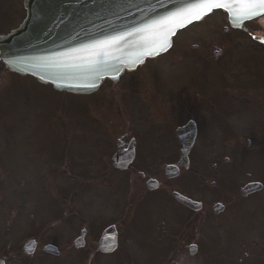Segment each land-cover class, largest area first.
<instances>
[{"label":"rangeland","instance_id":"374dc122","mask_svg":"<svg viewBox=\"0 0 264 264\" xmlns=\"http://www.w3.org/2000/svg\"><path fill=\"white\" fill-rule=\"evenodd\" d=\"M2 18L8 22L5 14ZM224 25L227 16L221 10L190 24L177 34L173 48L157 59L159 63L151 61V73L159 82L145 76V82L182 89L184 100L208 94L209 101L216 103V156H199L202 167L196 179L200 182L190 179L187 187L194 197L227 206L219 215H200L202 247L194 256L187 253L184 264H264V188L247 198L237 192L247 181L264 183V47L243 32L224 30ZM247 25L264 35L259 20ZM217 47L222 55H215ZM149 65L139 69L137 76ZM15 76L0 64V89H5L0 90V256H6L8 264H52V259L57 264L58 258L21 255L22 245L34 236L40 244L62 247L78 233L85 218L96 219L101 203L84 204V197L100 195L85 191L98 185L92 177L99 175H90L95 170L91 165L98 163L99 149L111 143L106 151H112L113 139L124 123L107 115L108 100L115 94L109 86L113 83L82 96L57 92L30 76ZM187 83L192 86L189 90ZM225 110L231 112L225 114L227 118L220 113ZM89 116L108 125L109 141L96 138L105 135V128L97 127ZM224 118L229 124L225 129L217 123ZM226 128L233 132L225 134ZM218 154L220 165L213 169ZM229 155L233 161L224 163ZM102 163L105 159L100 158ZM64 233L69 235L60 237Z\"/></svg>","mask_w":264,"mask_h":264},{"label":"flooded vegetation","instance_id":"af4514ba","mask_svg":"<svg viewBox=\"0 0 264 264\" xmlns=\"http://www.w3.org/2000/svg\"><path fill=\"white\" fill-rule=\"evenodd\" d=\"M24 15L23 0H0V35L17 27ZM151 69L145 68L140 77L139 69L125 73L109 85L115 94L107 113L124 123L115 135L113 153L133 150V156L121 166L109 163L105 171L110 178L96 181L100 195L84 197V204L101 203L100 216L85 218L78 233L62 247L56 244L58 252L44 251L47 243L37 241V257L58 258L57 264H184L187 253H198V215L213 213L217 200L204 201L199 210L186 205L178 195L194 197L179 177L197 165V156L214 150L215 131L207 116H201L210 114L205 110L210 106L202 105L210 102L184 100L179 90L146 83L145 76L154 77ZM192 120L197 131L185 159L177 130ZM200 139H208L202 147ZM170 169L179 174L171 176ZM117 206L121 211L115 210ZM192 244H197L195 254L189 252Z\"/></svg>","mask_w":264,"mask_h":264},{"label":"water","instance_id":"95a60500","mask_svg":"<svg viewBox=\"0 0 264 264\" xmlns=\"http://www.w3.org/2000/svg\"><path fill=\"white\" fill-rule=\"evenodd\" d=\"M181 4L182 0H26L27 17L12 34L0 37V54L11 70L32 74L59 90L91 92L104 78H117L125 68L165 51L147 55L144 44L160 33L161 23ZM210 11L202 12L201 18ZM228 13L233 26L248 18ZM196 19L200 18L193 14L172 21L170 44L178 28ZM113 37L122 38L97 56L94 46ZM97 59L105 65L99 71L90 64ZM260 187L250 184L243 193Z\"/></svg>","mask_w":264,"mask_h":264},{"label":"snow or ice","instance_id":"6c2138e0","mask_svg":"<svg viewBox=\"0 0 264 264\" xmlns=\"http://www.w3.org/2000/svg\"><path fill=\"white\" fill-rule=\"evenodd\" d=\"M213 8H226L230 13H238L240 19L245 17L251 18L253 15H264V0H182L177 12L171 14L168 20H165L160 25V33L151 40L146 41L144 47L147 49V55H153L156 51L166 50L171 47L168 36L172 33L169 24L177 18L188 19L193 14L197 18H201L202 12H208ZM190 22V21H189ZM122 37H113L107 41H100L94 47L98 49L97 56H103L104 50L108 45L115 44ZM158 46V47H157ZM91 67L99 71L103 68L104 62L102 59L93 60L90 62ZM94 86V85H90ZM0 264H3L0 261Z\"/></svg>","mask_w":264,"mask_h":264},{"label":"bare ground","instance_id":"6f19581e","mask_svg":"<svg viewBox=\"0 0 264 264\" xmlns=\"http://www.w3.org/2000/svg\"><path fill=\"white\" fill-rule=\"evenodd\" d=\"M260 22H261V23L263 24V26H264V16L261 17Z\"/></svg>","mask_w":264,"mask_h":264}]
</instances>
